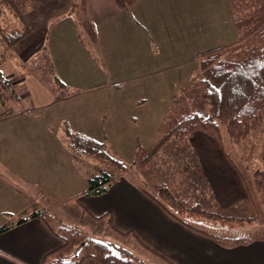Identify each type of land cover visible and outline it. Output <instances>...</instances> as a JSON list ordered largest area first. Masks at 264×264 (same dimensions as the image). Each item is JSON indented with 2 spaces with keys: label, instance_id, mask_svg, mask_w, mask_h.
Here are the masks:
<instances>
[{
  "label": "crops",
  "instance_id": "0c3cea01",
  "mask_svg": "<svg viewBox=\"0 0 264 264\" xmlns=\"http://www.w3.org/2000/svg\"><path fill=\"white\" fill-rule=\"evenodd\" d=\"M72 2L0 0V70L14 83L12 92L0 98V228L10 227L0 233V264H42L47 254L64 245L41 217L18 224L37 204L49 205L55 210L54 218L80 231L85 222L107 221L113 242L118 236L133 237L163 264H264V234L249 235L254 237L250 243L225 246L171 216L140 190L131 175L121 177L102 195L82 194L96 172V162L75 155L69 143L71 133L81 134L104 142L123 160L129 153L136 158L142 150L143 129L140 135L135 126L152 122L144 112L168 115L176 97L200 75L199 55L219 46L231 48L243 40L230 4L229 15L220 13L228 26L218 32L217 40L203 36L204 46L193 57L164 64L165 79L176 73L168 72L169 67L180 69L179 76L170 92L158 94L151 89L159 73L151 48L161 53L151 24L158 18L155 6L151 9L152 0H136L126 9L112 0H89L95 40L83 27V16L72 9ZM15 3L25 21L15 12ZM3 4L8 5L6 10ZM14 29L18 34L28 33L7 53L6 38ZM102 82H109L111 88L123 87L108 92ZM145 86L151 91H138ZM124 114L126 125L133 128L131 134L121 132ZM144 132L149 134L146 128ZM155 134L144 135L143 140L152 145ZM259 137L264 157V110ZM190 143L201 173L197 174L198 188L193 190L200 194L198 200L227 215L258 212L251 173L247 176L240 170L239 160L209 132H194ZM260 167L264 168V158ZM84 207L94 216L110 212L117 230L108 218L96 220ZM200 223L195 222L206 229ZM86 236L95 239L90 231ZM93 261L83 264H97Z\"/></svg>",
  "mask_w": 264,
  "mask_h": 264
},
{
  "label": "trees",
  "instance_id": "16d2710c",
  "mask_svg": "<svg viewBox=\"0 0 264 264\" xmlns=\"http://www.w3.org/2000/svg\"><path fill=\"white\" fill-rule=\"evenodd\" d=\"M136 0H112L121 9L130 8ZM234 2V0H232ZM255 14L264 13V0H250ZM13 3V2H12ZM89 0H73L72 9L83 16V27L95 40L96 26L89 16ZM15 12L24 20L19 8L12 4ZM238 13V12H237ZM239 14V13H238ZM241 32L242 28H241ZM28 32L7 36L8 48ZM244 40L236 46L227 48L215 47L205 51L199 61L200 77L197 80L199 98L209 103V109L199 111L191 105H184L179 113L169 119L161 129L155 143L147 150L139 151L135 164L141 170L152 168L158 155L181 143H189L196 131H206L214 134L225 146V134L234 144L243 143L252 133H257L263 127L264 110V21L254 25L245 34ZM10 52V51H9ZM0 70V79L3 78ZM5 92L0 88V98ZM70 148L79 157L95 160L96 163L106 165V171L100 170L88 178V185L82 194L99 196L107 192L109 187L127 175L129 164L112 154L104 142L81 134H70ZM249 170V165L246 166ZM251 173L253 188L256 196L264 207V168L259 167ZM150 187L139 184L140 190L147 194L154 202L167 211L171 216L186 226L201 230L225 246L250 243L253 236H221L203 229L196 221H211L230 227H245L255 224L254 216H233L225 214L221 209H208L201 201L188 198L170 184L160 181L157 176H150ZM81 195V194H79ZM84 211L96 220L108 218L110 225L115 229L112 214L94 216L85 207ZM41 217L51 231L64 240V245L47 254L42 264H83L88 259L98 264H132L138 256L130 249L109 240H99L86 236L74 226H66L52 216L55 222L45 211L37 209L28 217L20 219L19 223L32 218ZM10 229L9 226L0 228V233ZM78 238L80 244L77 249L87 251L78 260H67L66 249L73 239ZM89 249H92L89 251Z\"/></svg>",
  "mask_w": 264,
  "mask_h": 264
},
{
  "label": "rangeland",
  "instance_id": "374dc122",
  "mask_svg": "<svg viewBox=\"0 0 264 264\" xmlns=\"http://www.w3.org/2000/svg\"><path fill=\"white\" fill-rule=\"evenodd\" d=\"M227 2L230 4L231 10L235 12V15L238 17V29L240 37L248 34V31L252 29L254 25H260L264 21V13L255 14L254 6H251L250 0H234V2L232 0H152L153 5L151 6V9L155 6V8L157 9L158 18L154 17L151 24L153 26L152 29L155 34V40L159 43V50L162 54L159 53L157 55L156 49L153 48L152 50L151 48L152 56H157L155 57V64L157 65V70H159L157 77H155V80L157 79V81L153 82V86L151 87V89L155 90V92H157L158 94L162 92H170L171 88L174 85L176 77L179 76L180 69L176 67L167 68L170 69L168 70V72H172V70H175L176 72L175 74L170 75L168 77L169 79L167 78V80L165 79V74L168 73H164V71L166 70L163 69L164 64L168 63L169 65H173L177 63L178 60H186L193 57L194 53L202 49L204 46V41H201V38L203 36H211V38L217 40L220 37L218 32L227 30L228 22H225L224 17L222 18V15L220 14L223 13L229 15ZM7 4H3L1 7L6 10L9 5L11 8V5ZM219 17L221 18L219 19ZM227 17L229 19V16ZM229 26H232L230 22ZM241 28L243 32H241ZM16 31V29L10 30V34H8L7 36L10 37L12 35H17L18 33ZM148 34L151 38L152 34L150 31L148 32ZM205 45L208 47V44ZM201 55H199L200 58ZM200 58L198 59V62ZM198 77H200L199 74L192 79L183 95L176 97V101L175 103H173L168 115L156 116L157 112H153V114H151L150 112H144V115L146 117H151L152 122L150 123L149 119L146 125L135 126L137 128L138 134L140 135V131L141 129H143L141 143L142 151L149 149L155 143L154 142L152 145L148 144L147 141L143 140L144 135L148 137L149 135L151 136L153 132H155L157 134V139L161 129L168 123L169 119L173 118L179 113L184 105H191L199 111H206L209 109V103L199 98L196 83ZM102 83H106V89L108 90V92L122 90L123 87L122 84H117L112 85L111 88L109 82ZM131 86H135V84H132ZM140 88L141 89H139L138 91L144 94L151 91L148 90L146 86ZM126 119L127 116L126 114H124L122 116L121 132L122 134H131L133 128L126 125ZM145 128L147 129V131L149 130L148 135L144 132ZM261 131L252 133V135H250V137H248V139H246L241 144L232 143L228 134L226 133L224 135L225 147L228 154H230L236 160H239L240 170L245 172L247 176L251 171L261 166V161L264 158L261 147V138L259 137ZM108 150L111 151V153L115 154L113 150H110V148H108ZM158 156L159 157H157V160L152 165L153 167L149 168L148 170H141L135 164V160L137 157L135 158V156L131 155L130 153L128 157L125 156L127 160H123L118 156L117 157L123 160L125 163L129 164L127 175L129 177L131 175L133 179L136 180L141 186L150 187L151 183L149 178L151 175H154L157 176L160 181L166 182L174 188L178 189L181 195L188 198L200 200V194L198 192L193 194L194 187H197V174H199L200 176L201 173L198 161L196 159V151L191 143H181L173 148L161 152ZM248 165L250 167L249 170L246 168V166ZM95 167V173H98L100 170L106 171L108 169L106 165H103L101 163H95ZM257 204L258 212H252V215L255 216L257 220V225L251 224L247 225L246 227H230L222 225L220 223L214 224L210 221H201L200 224L207 230L222 236H240L243 234L263 235L264 207L260 200ZM35 209H41L42 211H45V213L47 215H50V218L55 222V219L52 217L53 213H55V210H53V208H51L49 205L46 204L45 206H43L42 204V206H39L37 204ZM86 218H88V216ZM84 224L86 226L84 225V229L82 230V232H84L85 235L90 231V233H93V235L95 236V239L115 241L113 235L114 233H109L107 231V228H109L107 221H104L102 223L97 221H88ZM118 238L119 239L116 240V243L130 249L138 256L139 260H133L132 264H163L149 252H147L142 246H140L135 241V238L132 237L125 239L124 237L121 238L119 236ZM79 244L80 240L78 238L72 240L71 245L66 249L67 260H78L82 255L87 253V251H85L84 249L76 248ZM90 250L92 249H89V251ZM93 262L96 261L94 260Z\"/></svg>",
  "mask_w": 264,
  "mask_h": 264
},
{
  "label": "built area",
  "instance_id": "2783aa9c",
  "mask_svg": "<svg viewBox=\"0 0 264 264\" xmlns=\"http://www.w3.org/2000/svg\"><path fill=\"white\" fill-rule=\"evenodd\" d=\"M0 88L3 92H12L14 89V83L11 79L3 77L0 79Z\"/></svg>",
  "mask_w": 264,
  "mask_h": 264
}]
</instances>
